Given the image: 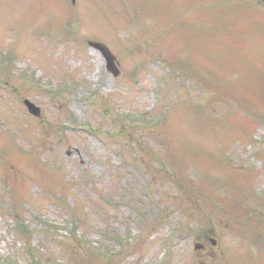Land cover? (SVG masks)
Here are the masks:
<instances>
[{
    "label": "rangeland",
    "instance_id": "obj_1",
    "mask_svg": "<svg viewBox=\"0 0 264 264\" xmlns=\"http://www.w3.org/2000/svg\"><path fill=\"white\" fill-rule=\"evenodd\" d=\"M263 9L0 0V264H264Z\"/></svg>",
    "mask_w": 264,
    "mask_h": 264
},
{
    "label": "water",
    "instance_id": "obj_2",
    "mask_svg": "<svg viewBox=\"0 0 264 264\" xmlns=\"http://www.w3.org/2000/svg\"><path fill=\"white\" fill-rule=\"evenodd\" d=\"M90 45L102 51V53L104 54V56L107 59L108 68L113 73H117V67L115 65V56L112 55V53L109 51V49L105 45H103L101 43H97V42H90ZM26 104L28 105V107L32 113H34L35 115H39L40 109L38 107H36L33 103H31L29 101H26Z\"/></svg>",
    "mask_w": 264,
    "mask_h": 264
}]
</instances>
